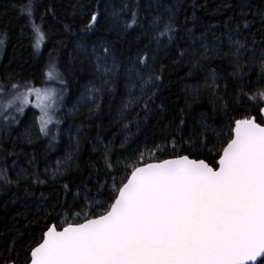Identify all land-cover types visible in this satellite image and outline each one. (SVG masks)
Returning <instances> with one entry per match:
<instances>
[{"label":"snow or ice","instance_id":"obj_1","mask_svg":"<svg viewBox=\"0 0 264 264\" xmlns=\"http://www.w3.org/2000/svg\"><path fill=\"white\" fill-rule=\"evenodd\" d=\"M15 7L17 14L27 20L33 33L32 47L38 52L46 33L42 24L36 22V10L44 7L45 15L52 12L55 17V13L47 5H38L36 0H20ZM125 8L129 5H123L121 13ZM88 15L83 31H92L101 18L99 11ZM112 16L113 25L119 29L120 13L113 12ZM43 19L41 15L40 20ZM260 24L264 27V13ZM135 26L141 28L143 36L149 37V44L137 51L135 60L129 57L132 67L128 72L141 85L137 103H143L147 109L162 80L152 65L158 63L161 50L167 51L173 45L179 48L183 37L174 12L153 15L145 26L138 12L129 8L123 30ZM252 26L253 22L246 20L242 27L250 30ZM64 27L66 31L71 28ZM228 41L229 52L224 55L230 57L231 89L225 83L221 94L216 70L211 69L204 84L191 90V103L186 99L185 107L169 121L168 126L175 133H180L181 138L187 136L186 143L194 155L157 157L155 152L163 151L159 145L147 149L149 159L154 162L145 160L144 152L139 150L128 156L117 155L113 142L105 143L98 133L92 152L99 159L86 165L89 169L86 179H80L78 184L70 181L62 185L64 202L45 212L48 219L38 237L23 249V264H264V35L259 41L253 35L250 45L231 35ZM3 43L4 39H0V44ZM153 43L155 51L150 47ZM203 47L204 59H208L207 46ZM114 49L115 45L105 42L99 49L93 47L89 52L82 48L80 53L91 61L95 74L105 84L118 71ZM179 55L183 58L186 52L182 50ZM250 65L259 69L256 87L246 73ZM193 66L203 67L198 60ZM45 76L48 81L66 83L54 63H50ZM11 90L5 93L0 87V95H11L6 102L0 100V109H3L0 115L12 108L23 115L31 103L29 98L34 95L36 102L32 106L40 112L36 117L38 135L49 138L50 147L58 143L62 121L57 113L64 103V90L41 89L28 83H12ZM99 91L90 89L82 94L74 109L86 106L90 112L98 110L100 104L95 93ZM202 92L208 94L212 115L201 112L189 127L186 114L191 113L193 103L200 101ZM4 120L19 122L16 116L4 115ZM67 134L68 148L51 171L52 179L66 178L73 165L79 170L85 138L79 128L73 132L71 125ZM27 142L32 141L29 138ZM172 147L175 149V140ZM33 162L34 158L29 160L30 165ZM117 171L124 173L119 180L115 177ZM48 172L46 167V176ZM8 173L7 167H0V189L6 190L13 183L19 186L22 181L35 185L47 183L35 170L20 169L15 178ZM102 175L107 179L101 181ZM89 185L97 193L107 189L103 202L90 196ZM41 199L46 202L48 198L41 193ZM56 208L61 211L56 212ZM15 244L13 241V247ZM8 251L5 264H17L20 254L13 255L12 247Z\"/></svg>","mask_w":264,"mask_h":264},{"label":"trees","instance_id":"obj_2","mask_svg":"<svg viewBox=\"0 0 264 264\" xmlns=\"http://www.w3.org/2000/svg\"><path fill=\"white\" fill-rule=\"evenodd\" d=\"M19 3L20 0H0V39H4V43L0 44V87L5 89V93H11L12 83H28L41 89L53 87L57 91L63 89L64 103L57 113V118L62 121L59 126L62 133L59 142L50 147L49 138L38 135L36 117L40 112L32 106L23 115L18 114L15 108L5 112L9 117L16 116L18 123H9L4 116L0 117V167H7L12 178L20 169H26L29 172L38 171L40 178L47 180L41 185L22 181L19 186L13 183L6 190L0 189V264L7 261L10 247L13 255L20 254L17 264H23V249L38 237L44 221L48 219L45 212H51L54 206L64 202L62 185L70 181L78 184L80 179H86L89 172L86 165L99 159L92 152L98 133L105 143L113 142L117 155L128 156L139 150L144 152L145 160L154 162L149 159L147 149H154L156 145L163 149L162 152H155L157 157L194 155V150L186 143L187 136L181 138L180 133H175L174 128L168 126L169 121L174 119L180 108L185 107L186 99L191 103V90L204 84L205 76L211 69L216 70L221 94L225 83L231 89L230 57L224 55L229 52V35L246 40L249 45L253 35L257 41L264 35V27L260 24L264 0H36L38 5H47L55 13V17L52 12L45 15L44 7L36 10V22L42 24L46 33V39L37 52L32 47L33 33L27 20L17 14L15 6ZM125 4L138 12L139 20L145 26L153 15H169L171 12L175 13L177 25L181 26L183 39L179 41V48L173 45L167 51L161 50L158 63L152 65L162 80L158 82L157 94L147 109L143 103H137L141 98V85L128 69L132 67L129 57L135 60L137 51L149 44V37L142 35L139 26L123 30L129 18V8L121 13ZM94 11L101 13L99 22L92 31H83L89 20L88 14ZM113 12L120 13L119 29L112 23ZM41 15H44L43 21L40 20ZM246 20L253 22L250 30L242 27ZM65 25L71 26L69 31L65 30ZM138 36L140 40H137ZM105 42L115 45L118 65V71L109 77L107 84L95 74L91 61L80 54L82 48L90 52L93 47L99 49ZM204 45L208 49V59H204ZM150 47L155 51L154 43ZM182 50L186 52L183 58L179 55ZM121 52L123 55H120ZM197 60L202 68L193 66ZM50 63L58 67L66 83L47 80L45 73ZM246 73L256 87L259 69L250 65ZM90 89H100L95 93L100 108L94 112L86 106L74 109L81 95ZM10 96L5 95L3 102ZM125 104L129 106L125 107ZM201 112L212 115L208 94L203 92L200 101L193 103L191 113L186 114L189 127ZM69 125L73 132L79 128L85 138L78 160L79 170L73 165L66 178L52 179L51 171L56 162L63 159L68 148ZM29 138L31 143L27 142ZM173 140L175 149L172 147ZM33 158L34 162L30 165L29 160ZM46 167L49 169L47 176ZM123 174L117 171L116 179L119 180ZM92 179L95 181L96 176L93 175ZM104 179L107 177L102 175L101 181ZM89 188L92 189L90 196L103 202L107 189L97 193L92 185ZM41 193L48 198L46 202L41 199ZM59 211L60 208H56V212ZM52 214L55 215V212ZM13 241H16L14 247Z\"/></svg>","mask_w":264,"mask_h":264},{"label":"rangeland","instance_id":"obj_3","mask_svg":"<svg viewBox=\"0 0 264 264\" xmlns=\"http://www.w3.org/2000/svg\"><path fill=\"white\" fill-rule=\"evenodd\" d=\"M59 82V81H58ZM1 86V85H0ZM53 88V87H52ZM4 96L5 95H0V100H5L4 99ZM11 98V96L10 97H8L7 99H10ZM30 101H31V103L29 104V105H27L26 107H25V110L28 108V107H31L35 102H36V100H35V96L33 95V96H31L30 98ZM33 107V106H32ZM35 108V107H34ZM35 109H37V108H35ZM37 110H39V109H37ZM0 112H3V109H0ZM24 113H25V111H24ZM4 115H6L5 113H3V115H0V117H2V116H4Z\"/></svg>","mask_w":264,"mask_h":264}]
</instances>
